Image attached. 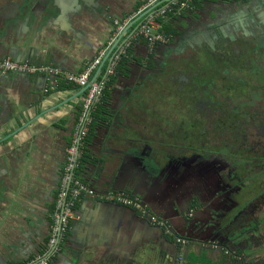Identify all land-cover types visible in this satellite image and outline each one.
<instances>
[{"label": "crops", "instance_id": "crops-1", "mask_svg": "<svg viewBox=\"0 0 264 264\" xmlns=\"http://www.w3.org/2000/svg\"><path fill=\"white\" fill-rule=\"evenodd\" d=\"M6 1L0 0V11L8 9ZM146 1L90 0V8H77L73 0H58L65 13L51 22V32L38 34L35 26L20 24L19 39L13 33L0 42V61L82 72L107 45L114 20L125 19ZM175 27L178 34L167 46H159H166L161 52L144 40L129 49L93 113L77 172L101 193L139 196L150 213L169 222L174 235L132 208L82 197L71 229L48 264H264V254L258 261L246 255L244 241L232 238L239 243L234 247L226 240L239 226L217 225L220 212L233 209L218 188L222 175L214 165L183 161L175 142L184 140L183 134L176 135L179 126L172 118L182 109L159 102L153 91L161 70L175 74L173 58L180 70L201 65L203 70L195 71L201 73L207 66H221L214 58L200 60L205 52L196 55L187 41L209 38L217 51L223 46L215 37L230 39V45L234 40L264 41V0H203L180 15ZM178 50L191 52L193 58H179ZM83 99V88L66 83L61 75L0 76V264H30L47 257L67 149ZM124 146L132 154L122 169L120 157L113 154ZM156 151L166 157L157 161ZM150 162L165 169L161 179L144 173ZM258 235L257 242L264 245V232Z\"/></svg>", "mask_w": 264, "mask_h": 264}, {"label": "flooded vegetation", "instance_id": "flooded-vegetation-1", "mask_svg": "<svg viewBox=\"0 0 264 264\" xmlns=\"http://www.w3.org/2000/svg\"><path fill=\"white\" fill-rule=\"evenodd\" d=\"M215 39L223 50H215L213 40L202 36L201 40L187 41L196 55L205 52L208 60L211 57L221 64L205 68L210 69L206 73L215 83L196 85L197 68L184 65L180 70L179 60L172 57L175 74L166 75L167 70H161L153 91L159 102H168L173 110L182 109V114L172 118L179 126L176 135L183 134L184 140L175 141L183 161L214 165L222 175L221 195L231 201L233 225L257 228L264 221V84L260 79H264V41L234 40L230 45V39ZM180 52L176 55H184L185 61L193 58L191 52ZM153 155L157 161L166 157L159 151ZM252 181L258 186L251 187ZM227 213L224 210L219 216ZM253 242L259 245L257 240Z\"/></svg>", "mask_w": 264, "mask_h": 264}, {"label": "built area", "instance_id": "built-area-1", "mask_svg": "<svg viewBox=\"0 0 264 264\" xmlns=\"http://www.w3.org/2000/svg\"><path fill=\"white\" fill-rule=\"evenodd\" d=\"M192 2L193 0H147L125 19H115L114 31L107 45L99 51L93 60L88 62L84 71L79 73L61 72L29 63H17L11 59L0 61V76L7 72L55 74L61 75L68 84L83 89L87 88L84 92L82 111L77 119L71 144L67 149V162L53 215L51 236L45 251L47 257L40 258V260L35 259L31 262L39 261L37 263L30 262V264H48V259L58 253L61 240L66 237L71 229L72 221L76 219L75 206L82 197L96 198L107 203L132 208L143 218H147L152 224L163 229L167 235H174L169 222L150 213L139 196L125 192L101 193L84 182L77 172L84 156L85 139L93 122V113L102 103L108 85L112 77L116 75L121 61L128 56L129 49L139 40H145L151 50L159 45L168 44L171 36L162 31V20H167L171 13L181 15L191 8ZM116 43H118L117 48L105 63L104 71L94 77L95 72L101 67L110 49ZM177 242L185 244L183 238L177 237Z\"/></svg>", "mask_w": 264, "mask_h": 264}, {"label": "water", "instance_id": "water-1", "mask_svg": "<svg viewBox=\"0 0 264 264\" xmlns=\"http://www.w3.org/2000/svg\"><path fill=\"white\" fill-rule=\"evenodd\" d=\"M76 4V7H81V5H85L87 8H90V0H73ZM8 9H2L0 11V42L8 40L13 33H17L16 39H19V26L22 23H27L28 26L32 25L35 26L36 33L39 34V31H48L51 32L49 29V25L52 21H55L59 18V16L63 15L65 13V10L62 5L59 4L58 0H8L6 1ZM27 26V27H28ZM38 30V31H37ZM37 34V35H38ZM36 35V36H37ZM117 44H114V46L110 49L108 56L104 59L100 71L104 67L105 63L107 62L108 58L115 52L117 48ZM30 63L33 62V59L28 60ZM87 88L83 89V92L86 91ZM127 143V141H126ZM123 148V149H122ZM119 151L115 152L113 155L115 157H120V164L121 168L123 169L125 166V163L129 160L127 159V155H131L132 151L130 152L131 148L128 146L122 147ZM144 157V154H142ZM156 161V160H154ZM164 168L160 166L159 162H150V164L147 166V164L144 166V173L145 171L148 173H145L147 176H152L154 179H161L163 176ZM121 171V170H120ZM115 184V183H114ZM113 184V188L115 189ZM118 187V185H117ZM121 189V188H120ZM131 191L136 192V189L133 188ZM235 202V201H234ZM237 203V202H236ZM240 202L237 204L239 205ZM237 205V206H238ZM134 211V210H133ZM230 212L228 214H224L223 216L220 215L218 220L220 223L217 225L223 229L222 224L226 223L227 228L232 227L234 223V219L230 217ZM261 222V223H260ZM258 224V227H251L249 224L240 227L237 229L235 233H231L226 238L227 241H229L232 245H234L237 239L244 241L246 244L244 248V252H246V255L250 258H254L255 261H258V256H262L264 254V245L254 244L253 240H257L258 236L262 232H264V221H260ZM255 229V230H254ZM263 230V231H262ZM256 235V237H255ZM237 239H232V238ZM239 244V243H238ZM238 244H235V246H238ZM228 245H225L224 248H227Z\"/></svg>", "mask_w": 264, "mask_h": 264}, {"label": "trees", "instance_id": "trees-1", "mask_svg": "<svg viewBox=\"0 0 264 264\" xmlns=\"http://www.w3.org/2000/svg\"><path fill=\"white\" fill-rule=\"evenodd\" d=\"M203 0H193V2L191 3V7H193L194 8V6H198L201 2H202ZM189 10V9H188ZM188 10H186V12L188 11ZM185 12V11H184ZM183 12V13H184ZM183 13L181 14V16L183 15ZM180 18V15L178 16V15H176V14H174V13H171V14H169L168 15V18H167V20H162V23H163V29H162V31L165 33V34H167V35H169V36H171V40H170V42H172L173 41V38H174V36H176L177 34H178V32H177V28L175 27V25H176V22H177V20ZM145 41V40H144ZM169 42V43H170ZM168 45V44H167ZM166 45V46H167ZM160 46V45H159ZM159 46H157V48L159 47ZM166 46H164V47H159V49H160V52L162 51V49H166ZM124 61V59L121 61V64H119V67H118V69H117V71L118 70H121V65H122V62ZM161 66V65H160ZM109 86V85H108ZM99 107V106H98ZM81 111H82V107H81V110H80V113H81ZM97 111V110H96ZM79 113V114H80ZM79 117V116H78ZM85 182V181H84Z\"/></svg>", "mask_w": 264, "mask_h": 264}, {"label": "rangeland", "instance_id": "rangeland-1", "mask_svg": "<svg viewBox=\"0 0 264 264\" xmlns=\"http://www.w3.org/2000/svg\"><path fill=\"white\" fill-rule=\"evenodd\" d=\"M200 60H204L205 61V63L208 61V59L204 56V57H202ZM209 61H212V58H210V60ZM196 68H197V70H195V71H202L203 70V68L204 67H202L201 65H197V66H195ZM207 71H210V69H207V70H205V71H203V72H201L200 74H199V77L197 78V80H196V85H201V83L202 82H208L209 81V83L210 82H214V80L212 79V75H210L209 73H206ZM260 79L261 80H263V84H264V79L262 78V76L260 77ZM259 79V80H260ZM215 83V82H214ZM263 84H261V85H263ZM223 92V91H222ZM252 162V161H251ZM253 162H252V164L250 163V166H253ZM249 165L247 166V167H250ZM261 174V173H260ZM252 180V179H251ZM250 185H251V187H254V186H258L257 184H256V182L255 181H252V182H250ZM258 189V188H257ZM257 189H255V190H257Z\"/></svg>", "mask_w": 264, "mask_h": 264}]
</instances>
